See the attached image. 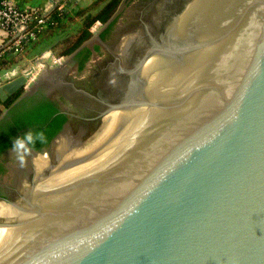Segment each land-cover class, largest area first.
Returning a JSON list of instances; mask_svg holds the SVG:
<instances>
[{
  "label": "water",
  "instance_id": "95a60500",
  "mask_svg": "<svg viewBox=\"0 0 264 264\" xmlns=\"http://www.w3.org/2000/svg\"><path fill=\"white\" fill-rule=\"evenodd\" d=\"M152 43L94 133L0 199V264H264V0H185ZM32 71L0 84L25 91L0 128Z\"/></svg>",
  "mask_w": 264,
  "mask_h": 264
},
{
  "label": "flooded vegetation",
  "instance_id": "af4514ba",
  "mask_svg": "<svg viewBox=\"0 0 264 264\" xmlns=\"http://www.w3.org/2000/svg\"><path fill=\"white\" fill-rule=\"evenodd\" d=\"M121 20L118 21L108 40L103 45L92 40L70 55L67 61L52 69L48 78L39 80L31 90V112L49 102L57 113L66 115L67 121L59 133L65 132L69 145H80L95 131L97 116L107 108L105 103H115L136 83L135 66L140 64L146 48H154L153 39L160 42L166 26L174 12L185 0H126ZM145 25L147 29H145ZM138 33L134 40L124 45L122 36ZM84 49L90 53L82 71L78 62ZM133 84V85H132ZM23 109L13 112L11 117H20ZM12 134L11 146L0 152V199L10 200L21 190L32 173L34 156L46 154L50 161L56 158L57 143L54 140L41 150L13 148L22 132L12 123L3 124L0 134Z\"/></svg>",
  "mask_w": 264,
  "mask_h": 264
},
{
  "label": "trees",
  "instance_id": "16d2710c",
  "mask_svg": "<svg viewBox=\"0 0 264 264\" xmlns=\"http://www.w3.org/2000/svg\"><path fill=\"white\" fill-rule=\"evenodd\" d=\"M61 1V4H64ZM123 0H93L86 7H73L69 1L61 10L54 9L47 16V22L36 39L26 44L21 53L6 51L0 56V72L17 65L24 60L33 59L44 51H50L55 57H68L78 50L92 37L91 28L99 22L104 25L116 14ZM122 12L116 15L100 33L99 38L105 42L108 40ZM41 38V39H40ZM38 39L41 41L38 42ZM47 48L36 49V43L44 44ZM43 42V43H42ZM35 45V46H34ZM42 46V47H45ZM31 47V48H30ZM90 53L84 49L83 56L78 62V71L85 68ZM23 93L21 88L13 95L0 101V114L3 109H8ZM57 108L49 102L39 108L25 111L20 117H12L16 130L22 132L23 141L33 150H41L47 147L61 131L67 121V116L57 113ZM11 123V122H9ZM31 132L32 141L29 142L24 134ZM12 134L0 136V152L11 146Z\"/></svg>",
  "mask_w": 264,
  "mask_h": 264
},
{
  "label": "built area",
  "instance_id": "2783aa9c",
  "mask_svg": "<svg viewBox=\"0 0 264 264\" xmlns=\"http://www.w3.org/2000/svg\"><path fill=\"white\" fill-rule=\"evenodd\" d=\"M19 1L0 0V56L6 51L21 53L26 44L36 39L47 22L46 13L49 9L25 10L18 5ZM53 6L54 9L61 10L64 4H61V0H52L51 8ZM63 60L64 57H55L50 51H44L28 63L26 62L27 64L14 65L8 70L1 71L0 84L16 79L31 67L33 71L27 77L25 85L27 89L42 71L56 67Z\"/></svg>",
  "mask_w": 264,
  "mask_h": 264
},
{
  "label": "crops",
  "instance_id": "0c3cea01",
  "mask_svg": "<svg viewBox=\"0 0 264 264\" xmlns=\"http://www.w3.org/2000/svg\"><path fill=\"white\" fill-rule=\"evenodd\" d=\"M51 1L52 0H20L18 2V5L22 8V9H25V10H29V9H32V8H35V9H43V10H47V9H50L51 8ZM69 1H72L73 2V7H86L88 6L93 0H65L64 1V4L65 6L67 5V3ZM96 26L98 28H100L102 26V24H100L99 22L95 23V25L91 28V33L93 32L94 28H96ZM93 34V33H92ZM67 57H64V60L66 59ZM31 60V59H30ZM30 60H24L23 62H20L18 63L17 65L19 66H22L24 64H27ZM63 60V61H64ZM27 62V63H26ZM51 71V70H50ZM49 70L46 71H42L38 76L37 78L35 79V81L31 84L28 85L26 91L32 87V85L37 81H39L40 79H42L46 74H48L50 72ZM25 91L23 90V93ZM22 93V94H23ZM21 94V95H22ZM7 109H3L1 111V114L0 116L6 111Z\"/></svg>",
  "mask_w": 264,
  "mask_h": 264
},
{
  "label": "clouds",
  "instance_id": "9594fccd",
  "mask_svg": "<svg viewBox=\"0 0 264 264\" xmlns=\"http://www.w3.org/2000/svg\"><path fill=\"white\" fill-rule=\"evenodd\" d=\"M25 138L31 142L32 141V133L31 132H28V133H25L24 134ZM24 142L20 139V138H16L14 144H13V148L14 149H17V148H24Z\"/></svg>",
  "mask_w": 264,
  "mask_h": 264
},
{
  "label": "rangeland",
  "instance_id": "374dc122",
  "mask_svg": "<svg viewBox=\"0 0 264 264\" xmlns=\"http://www.w3.org/2000/svg\"><path fill=\"white\" fill-rule=\"evenodd\" d=\"M98 29H99V28L96 26V28H94V30H93L92 33H94V32H95L96 30H98ZM40 39H41V38H40ZM40 39H38V42L41 41ZM42 41L44 42V44H40V43L38 44V43H36V46L34 45V46L36 47L37 50H38L40 47H41V48H47V47H49V46H45V45H46L45 43H47L46 41H44V40H42ZM43 42H42V43H43ZM42 46H45V47H42ZM30 48H31V47H30ZM54 68H55V67H53L52 69H54Z\"/></svg>",
  "mask_w": 264,
  "mask_h": 264
}]
</instances>
